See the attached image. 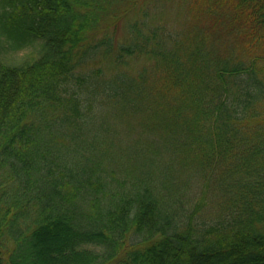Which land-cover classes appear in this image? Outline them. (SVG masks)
Masks as SVG:
<instances>
[{
    "label": "trees",
    "instance_id": "obj_1",
    "mask_svg": "<svg viewBox=\"0 0 264 264\" xmlns=\"http://www.w3.org/2000/svg\"><path fill=\"white\" fill-rule=\"evenodd\" d=\"M0 264H264V0H0Z\"/></svg>",
    "mask_w": 264,
    "mask_h": 264
},
{
    "label": "rangeland",
    "instance_id": "obj_2",
    "mask_svg": "<svg viewBox=\"0 0 264 264\" xmlns=\"http://www.w3.org/2000/svg\"><path fill=\"white\" fill-rule=\"evenodd\" d=\"M159 18L161 19V22L165 26V28H172L173 32L179 31L184 25V19L186 20V18L184 17V10L181 8H176L175 5L173 7L167 6V9L164 10L161 15L157 13V15L154 16V21L158 20ZM141 20L142 16L139 14V10L138 13H129L125 17L121 18L114 27H110L105 32H103V34L108 37H113L115 45L116 42L121 41L122 39L127 37L128 30L126 29V27L128 26V24L135 22H137V24H140ZM154 21H151L150 23H154ZM144 22L145 24H147V19H145ZM29 51H31V48L16 53H10L6 57L7 59H10L14 62L20 61ZM142 62V59L132 61L131 67L134 68V71L138 70L141 67ZM93 65H95V63L89 64V66ZM101 65H103L108 73L111 71V69H113L111 59L109 58H105V60L101 62Z\"/></svg>",
    "mask_w": 264,
    "mask_h": 264
}]
</instances>
